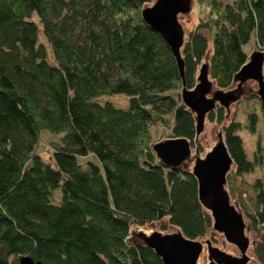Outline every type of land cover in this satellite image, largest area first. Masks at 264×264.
Returning <instances> with one entry per match:
<instances>
[{
  "label": "trees",
  "instance_id": "obj_1",
  "mask_svg": "<svg viewBox=\"0 0 264 264\" xmlns=\"http://www.w3.org/2000/svg\"><path fill=\"white\" fill-rule=\"evenodd\" d=\"M151 1L0 0V264L25 254L45 264H164L133 225L167 218L193 239L213 228L190 168L168 167L152 149V125L171 122L170 137L193 141L196 121L174 55L141 17ZM195 1L207 8L182 49L186 86L211 43V77L230 87L252 36L264 50V0ZM113 93L127 94V106L99 100ZM226 113L217 106L208 118L222 124ZM246 114L254 133L259 114ZM222 127L234 174L254 171L260 145L251 159L241 120ZM43 130L59 136L48 161L36 151ZM89 155L96 161H79ZM253 190L252 208L243 204L264 264L261 178Z\"/></svg>",
  "mask_w": 264,
  "mask_h": 264
},
{
  "label": "water",
  "instance_id": "obj_2",
  "mask_svg": "<svg viewBox=\"0 0 264 264\" xmlns=\"http://www.w3.org/2000/svg\"><path fill=\"white\" fill-rule=\"evenodd\" d=\"M193 2L194 0H152L141 8L143 21L161 34L176 59L182 79L180 97L193 112L196 121L193 141L185 136H175L153 143L152 149L157 158L168 167L181 166L192 155L193 144L195 151L200 153L197 142L209 113L217 106H221L225 108L227 116L231 105L244 96L243 86L247 80L257 82V97L264 113V50L262 49L253 50L248 54L246 62L233 76V82L236 83L233 88L224 89L220 86L214 88L210 61L201 62L195 85L191 88L186 86L182 49L187 34L180 22V15L190 13ZM219 138L220 141L209 152L196 157L190 171L197 179L199 200L213 218V228L224 233L228 241L236 244L241 256L232 255L208 239L206 243L209 264H247L250 241L245 236L244 216L231 203L225 190L228 171L234 165V159L226 145L223 131L219 133ZM143 236L142 242L153 248L164 264H198L204 249L202 241L185 236L181 229L174 233L153 231ZM19 261L20 264H45L28 254L21 255Z\"/></svg>",
  "mask_w": 264,
  "mask_h": 264
},
{
  "label": "rangeland",
  "instance_id": "obj_3",
  "mask_svg": "<svg viewBox=\"0 0 264 264\" xmlns=\"http://www.w3.org/2000/svg\"><path fill=\"white\" fill-rule=\"evenodd\" d=\"M151 3V2H149ZM147 3V4H149ZM207 8L205 4H200L199 2L195 1L193 2V9L190 13L180 15V22L182 23L184 30L186 31V34L189 30L193 29L195 25L198 23L199 18L202 17L204 14V10ZM244 49L250 54L253 50L259 49L257 46V43L255 42L254 37L252 36L251 39L244 45ZM211 53V43L210 47L208 48L207 56L202 60L203 62H209V55ZM48 58L51 62H55L54 56L49 51ZM236 86V83L233 82L230 87L224 88V89H230ZM218 85L214 82V88H217ZM244 96L242 99L236 103H233L231 105V109L229 114L226 116V119L223 121V123H227L230 118L236 116L241 120V129L239 130V133L241 134L243 140H244V146L246 149V152L248 154L249 158H254L255 152L258 148V144L260 145L261 152L259 151L258 156L262 155L263 161L261 164L257 165L254 169V171L245 173L243 176L235 175L234 174V165L231 166V168L228 171L227 176V182L225 184V190L227 191L228 196L230 197L231 203L236 207V209L243 214L246 228H245V236L250 241V246L247 251V254L249 256V260L247 264H261L258 259L254 255V239H255V233L251 227L250 220L247 216V210L245 209V206L243 202L246 204L247 208H252V199L251 195L253 194V183L257 178H261L264 182V113L261 108V103L259 98L248 100L244 99L246 96H249L251 94L257 95V82L255 80H247L244 83ZM128 95L125 93H113V94H105L102 97L99 98L101 102H104L106 100H109L113 102L115 105L120 107H126L128 104ZM248 110H255L259 114V120L257 123V129L254 133L250 132L246 127V118L247 114L246 112ZM171 121V119H170ZM222 124L217 123L215 121L209 120V118L206 119L204 130L200 134L198 139V146H201L200 153L205 155V153L209 152L219 141V133L223 131ZM171 122L168 123H157L155 125H152L150 127L151 132V140L152 143L163 140L165 138H168L171 136ZM59 136L54 135L50 133L48 130H43L39 142L36 146V151L42 156L43 159L48 161L50 159V156L52 154V150L54 147V142L58 141ZM195 155V146L192 148V155L183 162V166L187 168H192L194 165V162L196 160ZM87 159H93L96 161V158L93 155H89L83 158H79V161H85ZM60 190L57 189L55 192H59ZM240 195L242 197H240ZM148 228L153 231H160L162 233H174L176 231H180V228L171 224L167 218H163L142 226L133 225L131 227V236L138 240H143V235L147 234L146 232L142 231L141 228ZM143 232V233H142ZM151 232V233H152ZM141 233V234H139ZM150 233V234H151ZM149 235V234H147ZM203 242L204 249L202 253L200 254V257L198 259V264H209V253L207 250V243L206 240H211L214 245L219 246L220 248L228 251L234 256H241V251L237 247L236 244L228 241L224 235V233L219 232L215 230L214 228L209 229L205 236L196 238Z\"/></svg>",
  "mask_w": 264,
  "mask_h": 264
},
{
  "label": "bare ground",
  "instance_id": "obj_4",
  "mask_svg": "<svg viewBox=\"0 0 264 264\" xmlns=\"http://www.w3.org/2000/svg\"><path fill=\"white\" fill-rule=\"evenodd\" d=\"M195 155L198 157V156H202V154L201 153H197L196 151H195ZM141 230L142 231H144V232H146L147 234H150L151 232H152V230L151 229H148V228H141Z\"/></svg>",
  "mask_w": 264,
  "mask_h": 264
}]
</instances>
